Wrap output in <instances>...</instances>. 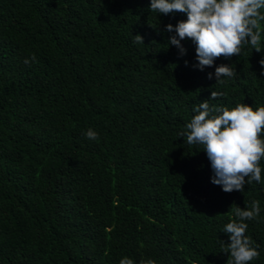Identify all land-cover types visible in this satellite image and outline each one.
I'll return each instance as SVG.
<instances>
[{
  "label": "trees",
  "instance_id": "trees-1",
  "mask_svg": "<svg viewBox=\"0 0 264 264\" xmlns=\"http://www.w3.org/2000/svg\"><path fill=\"white\" fill-rule=\"evenodd\" d=\"M150 2L0 0V264H226L224 225L253 200L264 264V159L260 183L224 192L179 135L212 91L210 106H264V20L261 52L200 70L190 39L183 55L167 42L186 14ZM220 65L237 74L217 82Z\"/></svg>",
  "mask_w": 264,
  "mask_h": 264
},
{
  "label": "clouds",
  "instance_id": "clouds-1",
  "mask_svg": "<svg viewBox=\"0 0 264 264\" xmlns=\"http://www.w3.org/2000/svg\"><path fill=\"white\" fill-rule=\"evenodd\" d=\"M264 0H151L150 10L159 14L184 13L186 20L178 21L175 27L168 24L165 31L172 33L168 45L176 46L180 54L186 53L182 40L190 39L195 44L198 67H211L217 58L231 59L239 56L245 45H251L261 52L260 21L264 15ZM136 43H143V37L135 35ZM35 60V57H32ZM25 60V63H29ZM187 63V62H186ZM264 69V58L259 61ZM236 71L228 65L215 68L216 81L224 83L222 77H234ZM212 73L208 78H212ZM223 95L211 92L209 99ZM205 100L193 107L195 113L186 128L179 135L189 145H201L210 161L214 173L212 183L222 187L224 192H243L246 184L260 183L264 159V106L253 108L246 103L235 107L210 106ZM86 137L96 140L98 134L88 129ZM259 201L253 200L249 207L236 206L234 217L224 225L223 232L229 234L230 243L222 241L223 252L228 253L226 264H249L259 258V245L245 233L248 224L244 221L259 217ZM119 264H134L124 257ZM140 264H156L153 259L141 260Z\"/></svg>",
  "mask_w": 264,
  "mask_h": 264
}]
</instances>
